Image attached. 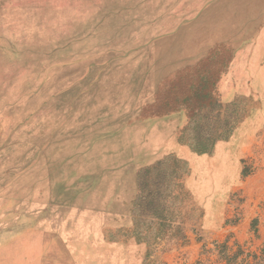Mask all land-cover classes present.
Segmentation results:
<instances>
[{
  "label": "rangeland",
  "instance_id": "obj_1",
  "mask_svg": "<svg viewBox=\"0 0 264 264\" xmlns=\"http://www.w3.org/2000/svg\"><path fill=\"white\" fill-rule=\"evenodd\" d=\"M0 240L44 264L259 254L264 0H0Z\"/></svg>",
  "mask_w": 264,
  "mask_h": 264
},
{
  "label": "trees",
  "instance_id": "obj_2",
  "mask_svg": "<svg viewBox=\"0 0 264 264\" xmlns=\"http://www.w3.org/2000/svg\"><path fill=\"white\" fill-rule=\"evenodd\" d=\"M193 146V150L197 151L200 154L209 153V151L206 149L205 145L201 142L195 143ZM149 171V170H146ZM250 174V170L247 167H243L241 171L242 177H246ZM169 182H175L179 181V177L172 176L170 177ZM150 178H143L140 184V187L143 190H148L146 188H151L152 184H150L149 181ZM163 181L156 182L157 184H163L164 178H162ZM154 183L155 187H157V184ZM181 185V184H176ZM161 199L159 197H153L152 192H150V195L145 196L143 198V201L141 203V207L146 210L147 212H153L156 211L160 207ZM256 232V231H254ZM184 238V237H183ZM185 239V238H184ZM214 251L217 253L218 256V263L221 264H264V246L259 254L252 253L246 249H244V246L239 244H234L233 247H230L228 245V241H225L224 243H215L214 244ZM235 249L233 250V248ZM201 264V263H199Z\"/></svg>",
  "mask_w": 264,
  "mask_h": 264
},
{
  "label": "crops",
  "instance_id": "obj_3",
  "mask_svg": "<svg viewBox=\"0 0 264 264\" xmlns=\"http://www.w3.org/2000/svg\"><path fill=\"white\" fill-rule=\"evenodd\" d=\"M16 247V252H14ZM0 250H4V255L12 254L17 257L20 264H44L47 262V255L41 253V247L37 244L23 246L18 244L17 246L10 244L9 242H3L0 240ZM9 251V253H8Z\"/></svg>",
  "mask_w": 264,
  "mask_h": 264
},
{
  "label": "bare ground",
  "instance_id": "obj_4",
  "mask_svg": "<svg viewBox=\"0 0 264 264\" xmlns=\"http://www.w3.org/2000/svg\"><path fill=\"white\" fill-rule=\"evenodd\" d=\"M207 30V29H206ZM215 32V31H214Z\"/></svg>",
  "mask_w": 264,
  "mask_h": 264
}]
</instances>
